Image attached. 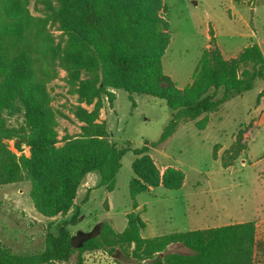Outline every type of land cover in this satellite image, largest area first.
Here are the masks:
<instances>
[{"label":"trees","instance_id":"trees-1","mask_svg":"<svg viewBox=\"0 0 264 264\" xmlns=\"http://www.w3.org/2000/svg\"><path fill=\"white\" fill-rule=\"evenodd\" d=\"M29 3L0 0V187L30 182L34 207L45 217L66 215L89 173L100 177L94 189L114 191L128 151L136 156L132 164L135 177L130 182L134 201L140 193L160 185L180 189L184 173L167 167L161 174L150 148L170 138L181 123L195 122L204 130L210 114L264 79V53L258 44L245 47L231 59L215 47L203 51L191 82L179 88L163 68L171 40L170 24L162 15L166 11L163 0H44L43 16L32 15ZM48 25L60 32L58 39ZM59 69L66 72L65 81L78 96L73 113L82 123L78 135L63 138L48 89ZM119 90L128 92L132 100L138 94L166 101L172 117L157 142L119 148L110 139L108 123L100 120L101 110L106 100L114 103ZM6 112L22 114L23 123L9 127ZM247 130L240 128L223 153V168L233 166L246 150ZM11 140L19 152L27 146L30 155L14 152ZM213 157L218 159L217 146ZM80 208L57 232L46 233L40 252L16 254L0 242V264H87L86 254L100 250L123 253L137 264H255L257 249L264 248V241L257 240L255 221L147 238L141 235L146 224L134 212L127 214L122 232L105 221L82 247L73 248L69 226L78 223ZM173 244L191 252H169Z\"/></svg>","mask_w":264,"mask_h":264},{"label":"rangeland","instance_id":"rangeland-1","mask_svg":"<svg viewBox=\"0 0 264 264\" xmlns=\"http://www.w3.org/2000/svg\"><path fill=\"white\" fill-rule=\"evenodd\" d=\"M44 0H30L29 10L34 16H43ZM162 13L170 24L171 40L163 58L164 72L179 88L191 82L193 72L205 50L218 47L226 59L236 57L245 47L258 44L264 53V0H163ZM55 39L60 32L48 25ZM66 72L48 84L52 106L58 114L60 138L78 135L82 123L73 113L79 104L78 96L71 93L65 81ZM264 91V79L256 80L254 88L224 103L219 111L209 115L208 125L199 130L195 122L181 123L176 132L149 154L162 169L165 166L182 171L183 186L178 190L163 186L140 193L135 201L130 182L135 177L132 164L136 158L132 151L122 158V168L116 188L108 192L100 187L90 192L84 203L86 187L78 189L76 203L66 214L49 218L41 215L30 197L32 185L25 181L0 187V242L16 254L29 255L43 250L47 232H57L70 221L80 208L76 225L69 229L91 232L102 222H110L117 232L127 225V214H138L147 225L141 231L151 238L173 232H184L208 227L224 226L235 222L255 221L257 240L264 241V93L259 104L257 98ZM222 92L219 93V97ZM136 104L134 108L133 105ZM88 110L92 106L81 104ZM172 117L166 101L149 95H133L116 91L112 105L105 101L100 120L108 123L110 139L119 148H141L157 142ZM9 127L23 123L22 114L5 113ZM240 128L244 134L246 150L230 168H223L221 157L234 143ZM18 155L29 156L27 146L23 152L9 141ZM217 146L218 159H214ZM98 180L97 173H93ZM108 199V200H107ZM110 209L105 208V204ZM136 206H140L136 210ZM169 252L190 253L181 244H173ZM87 264H137L123 253L100 250L86 254ZM255 264H264V248H258Z\"/></svg>","mask_w":264,"mask_h":264},{"label":"water","instance_id":"water-1","mask_svg":"<svg viewBox=\"0 0 264 264\" xmlns=\"http://www.w3.org/2000/svg\"><path fill=\"white\" fill-rule=\"evenodd\" d=\"M93 236V231L91 232H83L79 231L75 235L71 237V246L73 248H80L84 245V243L89 240Z\"/></svg>","mask_w":264,"mask_h":264},{"label":"crops","instance_id":"crops-1","mask_svg":"<svg viewBox=\"0 0 264 264\" xmlns=\"http://www.w3.org/2000/svg\"><path fill=\"white\" fill-rule=\"evenodd\" d=\"M234 58V57H233ZM157 164V163H156ZM157 166H158V164H157ZM168 166H165V167H163L162 169L158 166V168H159V170L161 171V174L165 171V169L167 168ZM98 182H99V180H98V178L95 176V175H93V173H89L87 176H86V178L84 179V181H83V183H82V185L81 186H84V187H86V188H88V189H86V191L87 190H89V189H94V187L98 184ZM80 186V187H81ZM152 190V188H150V190L149 191H151ZM108 200V199H107ZM108 202V201H107ZM75 203H76V201H75ZM140 208V206H138L137 208H136V210L137 209H139ZM108 209H110V205L108 204ZM147 226V225H146Z\"/></svg>","mask_w":264,"mask_h":264}]
</instances>
